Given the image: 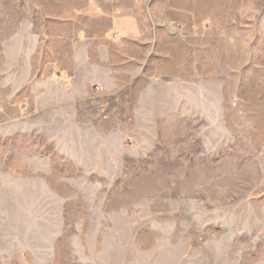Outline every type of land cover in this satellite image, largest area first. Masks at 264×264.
Instances as JSON below:
<instances>
[{"label":"rangeland","instance_id":"1","mask_svg":"<svg viewBox=\"0 0 264 264\" xmlns=\"http://www.w3.org/2000/svg\"><path fill=\"white\" fill-rule=\"evenodd\" d=\"M0 264H264V0H0Z\"/></svg>","mask_w":264,"mask_h":264}]
</instances>
